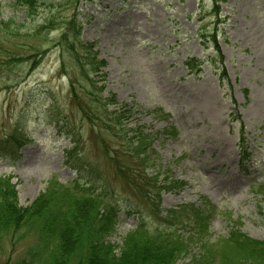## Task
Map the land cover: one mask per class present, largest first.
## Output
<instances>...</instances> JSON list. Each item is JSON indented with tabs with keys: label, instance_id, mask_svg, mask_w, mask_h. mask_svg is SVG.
Segmentation results:
<instances>
[{
	"label": "rangeland",
	"instance_id": "rangeland-1",
	"mask_svg": "<svg viewBox=\"0 0 264 264\" xmlns=\"http://www.w3.org/2000/svg\"><path fill=\"white\" fill-rule=\"evenodd\" d=\"M17 2L0 0V177L20 206L54 209L55 177L106 185L119 257L140 220L180 227L196 255L237 229L264 241V0H41L31 17ZM82 205L79 232L96 223ZM41 245L33 222L8 230L0 264Z\"/></svg>",
	"mask_w": 264,
	"mask_h": 264
},
{
	"label": "trees",
	"instance_id": "trees-1",
	"mask_svg": "<svg viewBox=\"0 0 264 264\" xmlns=\"http://www.w3.org/2000/svg\"><path fill=\"white\" fill-rule=\"evenodd\" d=\"M17 3L25 5L27 15L31 17L37 14L41 0H18ZM48 189L57 203L49 213L42 205L44 202L36 201L30 207L20 206L15 187L9 180L0 177V238L8 230L19 231L33 222L38 228L42 245L39 255H36L38 259L31 264H70L72 260L80 264H179L180 258L192 252L190 239L184 237L179 229L176 228L173 233L156 232L150 235L143 225L127 235L123 255L119 257L112 246L103 242V232L107 231L110 222L106 224L95 215L97 225L76 231L75 218L80 222L86 221L82 214L89 213L82 204L89 201L91 207L100 205L98 199L82 196L81 192L69 194L56 183H51ZM58 194L62 199H57ZM72 233L84 239L70 243L68 237ZM71 248L74 251L70 252ZM80 253L87 254L84 256L87 261L84 257L80 258ZM236 254L240 259L235 262L232 258ZM194 255L189 264H264V241L236 233L229 239L203 243L202 252Z\"/></svg>",
	"mask_w": 264,
	"mask_h": 264
}]
</instances>
